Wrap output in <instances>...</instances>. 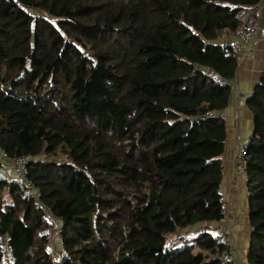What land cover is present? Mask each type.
Here are the masks:
<instances>
[{"label": "trees", "instance_id": "trees-1", "mask_svg": "<svg viewBox=\"0 0 264 264\" xmlns=\"http://www.w3.org/2000/svg\"><path fill=\"white\" fill-rule=\"evenodd\" d=\"M260 1L0 0V148L39 190L0 176V264H222L226 127L203 116L238 67L220 41ZM246 106V261L264 264V72Z\"/></svg>", "mask_w": 264, "mask_h": 264}, {"label": "crops", "instance_id": "crops-1", "mask_svg": "<svg viewBox=\"0 0 264 264\" xmlns=\"http://www.w3.org/2000/svg\"><path fill=\"white\" fill-rule=\"evenodd\" d=\"M258 6L262 11L260 25L264 26V0H261ZM234 37L221 39L220 42L230 45ZM263 72L264 39L257 37L237 67L232 80L234 89L230 91L228 106L223 110L226 141L222 156L223 180L220 193L225 204V217L221 222L213 224V227H227L230 230L235 252L242 264H248L246 261L250 233L248 194L246 185L235 178L232 161L239 142L249 139L252 133V115L247 109L246 99L252 93ZM8 174L10 178L15 179L11 172ZM0 176L8 178L6 175L3 176L2 165Z\"/></svg>", "mask_w": 264, "mask_h": 264}, {"label": "built area", "instance_id": "built-area-1", "mask_svg": "<svg viewBox=\"0 0 264 264\" xmlns=\"http://www.w3.org/2000/svg\"><path fill=\"white\" fill-rule=\"evenodd\" d=\"M262 19V11L259 6L251 8L243 13L241 17V27L235 33L234 41L230 44V54L233 56L237 65L240 64L246 52L250 49L253 40L257 37L264 39V26L260 25ZM212 80L219 85L227 84L230 91L233 90L232 82H225L215 74L211 75ZM204 118H223L222 113L207 112ZM249 145V139L239 142L232 161L234 175L236 179L242 181L246 185L247 179L245 175V156L246 147ZM30 158L27 156H14L9 158L2 148H0V163L10 164L14 178L21 182L24 188L37 198L39 196L38 188H35L27 179V165ZM225 215V204L223 209ZM219 235L223 237V251L220 255L222 264H238L235 249H233L231 241V232L227 227L219 228Z\"/></svg>", "mask_w": 264, "mask_h": 264}, {"label": "rangeland", "instance_id": "rangeland-1", "mask_svg": "<svg viewBox=\"0 0 264 264\" xmlns=\"http://www.w3.org/2000/svg\"><path fill=\"white\" fill-rule=\"evenodd\" d=\"M1 164L3 166V176L6 175L8 177V179H10V176L8 173L9 172L12 173L11 165L7 164V163H1ZM224 217H225V215H224ZM53 225H54V228L49 232V237H50V242H51L49 245V248H50L52 253H55L58 255V252L60 251L59 236L57 233L59 225L55 220H53ZM197 226H199V224H196L195 227H193V229H196ZM213 235L218 237V239H219L218 241H220V240L223 241V237L221 235H219V228L218 227H216V230H213ZM231 241H232V238H231ZM232 245H233V242H232ZM233 249H234V245H233ZM235 255H236L238 264H242L241 260H238L237 254H235Z\"/></svg>", "mask_w": 264, "mask_h": 264}]
</instances>
